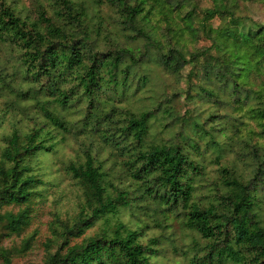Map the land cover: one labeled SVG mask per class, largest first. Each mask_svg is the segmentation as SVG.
Segmentation results:
<instances>
[{
  "label": "trees",
  "instance_id": "obj_1",
  "mask_svg": "<svg viewBox=\"0 0 264 264\" xmlns=\"http://www.w3.org/2000/svg\"><path fill=\"white\" fill-rule=\"evenodd\" d=\"M204 1L209 5L48 0L46 15L38 0L32 12L0 0V44L15 54L18 69L11 76L18 72L27 84L24 91L17 88L16 100L30 99L37 110L26 131L14 128L1 137L0 209L19 208L0 212V237L19 235L30 222L32 204L42 198L44 181L29 160L54 151L56 135L62 141L69 135L79 154L59 167L79 194L71 216L52 215L43 264H153L159 237L142 240L146 224L136 215L132 227L117 220L121 207L150 215L155 228L175 220L189 231L188 264H264V23L247 25L236 16L241 0ZM105 4L112 8L115 31L103 28L91 12ZM215 17L224 21L212 25ZM183 34L190 50L178 45ZM203 39L208 44L200 46ZM148 61L170 75L190 65L184 96L192 106L179 116L189 124L190 137L176 132L190 153L181 142L147 140L150 111L134 114L113 103L117 88L122 93L133 85L132 94L142 89L147 75L140 67ZM7 76L0 67V90L13 92ZM134 79L138 85L130 84ZM107 91L111 95L102 100ZM162 112L172 115L171 107ZM203 152L214 166L207 171L198 159ZM98 220L102 227L84 236ZM33 235L19 247L0 245L1 264H10L11 252L29 249Z\"/></svg>",
  "mask_w": 264,
  "mask_h": 264
},
{
  "label": "rangeland",
  "instance_id": "obj_2",
  "mask_svg": "<svg viewBox=\"0 0 264 264\" xmlns=\"http://www.w3.org/2000/svg\"><path fill=\"white\" fill-rule=\"evenodd\" d=\"M14 1L17 5L29 9L30 11L33 10V4L35 3V0ZM38 1L42 3L43 8H45L46 15H50L49 6L51 4L48 3V0ZM201 5L207 6L209 3L208 1L202 0ZM188 8V5L183 7L181 12ZM91 12L101 17L103 28L112 31L116 30L117 24L115 25L112 21L114 18L112 8L107 6V4L98 7V12ZM171 14L172 16L174 15V13ZM234 14L244 20L247 25L264 23V0L238 1L237 10ZM156 17L159 18V15H156ZM94 19L92 18V21H94ZM175 21L177 22V18ZM223 21L224 20L220 17H215L210 23L216 25ZM176 22L175 28L177 26ZM157 23L160 28H164V24L161 21L157 20ZM182 36L183 38L178 45H181L183 50H190L189 37L186 36V34ZM199 44L200 46H205L208 42L203 39ZM0 67L10 75L6 77L5 81L8 82L9 86L13 89V92L7 87H3L2 90H0V146H2L4 143L1 141V137L14 128L19 131H26L32 125V117L34 114H37V110L33 108L34 103L30 99L24 101L16 100L20 98V96L18 98L15 96L17 88L24 91L27 84H25L18 72L11 76V74L18 69L15 62V54L10 47L3 44H0ZM140 68L143 69L144 75H147V78H145L146 82L142 89L132 94L133 85L122 93L119 92L121 89L117 88L116 90L118 93L116 97H114L113 103L125 107L119 109L123 110L128 108L127 110L134 114L146 110L153 114L148 119V141L180 144L181 141L176 136V132L184 130V133L190 137L189 124L183 122L182 119L179 118L185 109L192 106L190 101H187L184 96L187 87L190 89V79L187 80V75L190 78V65L184 66L177 75L163 73L150 61L146 63L145 68ZM10 78L12 79L11 83ZM138 83L139 81L134 79L130 84L138 85ZM108 94L111 95V93L107 91L105 94L99 95V97L104 100ZM4 106L6 110H4ZM84 106L85 103L83 102V104H80L78 107L83 109ZM57 107V105H54L55 109ZM166 107H171L172 115L169 117H166V114L162 112ZM67 118L73 117L67 115ZM65 136L66 138L63 141L59 140L60 135H56L53 138V140L58 139L54 151L44 153L38 152L35 157L29 160L33 172L35 169V172L37 171L44 181V184L40 187L42 198L36 199V202L32 204L33 210L31 211L30 222L19 235L11 234L7 237H0V245L2 247H19L24 238L34 233L29 249L20 253L17 251L10 253V264H43L45 257L44 243L49 235L48 223L53 217L52 215L55 213L58 214L60 218L65 219L66 216H71L75 211L74 205L79 194L78 186L73 184L69 175L62 171L59 166L60 162H66L68 159H75V156L79 154V150L76 142L69 135ZM202 141L203 140H199V143H202ZM181 143L184 145L186 144V142ZM185 147L187 152L190 153V145H185ZM101 154L103 157L105 156V152ZM207 155V152H203L201 157H198V159L202 160L204 165H206L204 171L214 167L208 162L209 159ZM110 163V161L104 162V168L109 167ZM18 208V206L14 205L2 206L0 212L4 210L15 212ZM140 212V210L135 208L121 207L118 209V215L115 218L132 227L136 225L134 218L136 215L142 223L146 224V227H144L142 231V240L150 237H159V241L155 246L158 251L150 258V261L153 262V264H188L190 257V232L181 229L175 220H172L170 225L164 229L155 228L153 227L154 219L150 215V217L142 215ZM113 221L114 219H111L110 224H112ZM102 225L103 223L101 220L96 221L91 227L84 231L83 235H91L97 231L98 228L102 227ZM2 232L3 230L0 227V234ZM79 239L80 237L72 238L69 244L79 242ZM57 245L58 242L51 244L49 252H53Z\"/></svg>",
  "mask_w": 264,
  "mask_h": 264
}]
</instances>
